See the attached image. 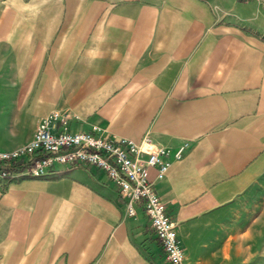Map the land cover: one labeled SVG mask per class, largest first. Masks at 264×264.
<instances>
[{
    "label": "crops",
    "instance_id": "1",
    "mask_svg": "<svg viewBox=\"0 0 264 264\" xmlns=\"http://www.w3.org/2000/svg\"><path fill=\"white\" fill-rule=\"evenodd\" d=\"M58 110L73 131L187 144L148 170L183 264L264 259V205L222 229L264 187V0H0V149ZM0 264L167 263L101 171L57 165L0 177Z\"/></svg>",
    "mask_w": 264,
    "mask_h": 264
},
{
    "label": "built area",
    "instance_id": "2",
    "mask_svg": "<svg viewBox=\"0 0 264 264\" xmlns=\"http://www.w3.org/2000/svg\"><path fill=\"white\" fill-rule=\"evenodd\" d=\"M187 147L179 144L169 151L149 136L139 140L105 134L97 124L88 130H70L68 118L50 111L36 122L23 146L0 149V177L42 178L54 166H87L101 171L124 198L125 216H134L138 205L147 218L167 264H183V254L163 203L157 197L148 170L160 180L169 166L168 156L179 160Z\"/></svg>",
    "mask_w": 264,
    "mask_h": 264
},
{
    "label": "rangeland",
    "instance_id": "3",
    "mask_svg": "<svg viewBox=\"0 0 264 264\" xmlns=\"http://www.w3.org/2000/svg\"><path fill=\"white\" fill-rule=\"evenodd\" d=\"M12 87L15 89L16 86H12ZM58 112L66 115L67 118H69V114L67 113L68 111L58 110ZM255 189H256V192L254 193V195L248 198L245 201V204L239 205L237 208V212H235L232 215H227L226 222H224L226 228H222L223 231L227 232L228 234L230 232L231 233L235 232L237 227L241 228L243 225H245L247 220L251 216H255L257 212L262 208V206L264 205V187L260 184L257 187H255ZM224 224H223V227H224ZM263 238H264V234H263ZM262 251L264 252V240L259 250L260 253L259 255H257L259 256V258L260 256H262L261 255ZM237 264H249V261L239 260L237 261ZM254 264H264V259L255 260Z\"/></svg>",
    "mask_w": 264,
    "mask_h": 264
}]
</instances>
